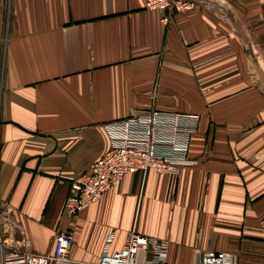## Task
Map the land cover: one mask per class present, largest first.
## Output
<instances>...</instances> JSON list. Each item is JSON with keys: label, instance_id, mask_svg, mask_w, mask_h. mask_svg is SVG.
<instances>
[{"label": "crops", "instance_id": "1", "mask_svg": "<svg viewBox=\"0 0 264 264\" xmlns=\"http://www.w3.org/2000/svg\"><path fill=\"white\" fill-rule=\"evenodd\" d=\"M147 0H0V211L14 243L97 263L133 228L161 264L210 250L264 264V0H198L169 20ZM151 108L200 116L178 174L128 173L75 215L72 181L110 146L107 124Z\"/></svg>", "mask_w": 264, "mask_h": 264}, {"label": "built area", "instance_id": "2", "mask_svg": "<svg viewBox=\"0 0 264 264\" xmlns=\"http://www.w3.org/2000/svg\"><path fill=\"white\" fill-rule=\"evenodd\" d=\"M197 4L198 0H147L148 8L164 14L163 21L169 20V12H189ZM199 121L198 114L151 108L108 123L110 146L72 181L66 212L73 216L92 205L128 173L147 174L155 169L178 174L183 166L195 164L197 160L189 156V150ZM18 226L11 211H0V264H161L170 255L168 240L133 228L121 248H112L111 234L97 263H80L70 257L75 241L72 230H60L53 250L40 253L14 243L12 232ZM200 264H238V261L231 252L210 249L201 255Z\"/></svg>", "mask_w": 264, "mask_h": 264}]
</instances>
